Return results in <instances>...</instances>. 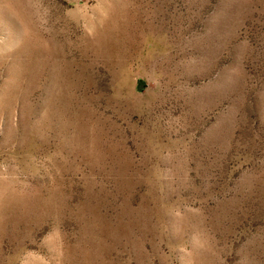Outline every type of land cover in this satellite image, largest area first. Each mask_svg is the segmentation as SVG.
<instances>
[{
    "label": "rangeland",
    "instance_id": "rangeland-1",
    "mask_svg": "<svg viewBox=\"0 0 264 264\" xmlns=\"http://www.w3.org/2000/svg\"><path fill=\"white\" fill-rule=\"evenodd\" d=\"M0 264H264V0H0Z\"/></svg>",
    "mask_w": 264,
    "mask_h": 264
}]
</instances>
